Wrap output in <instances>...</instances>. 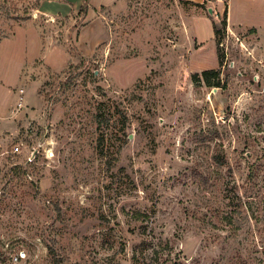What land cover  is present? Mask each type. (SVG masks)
Returning <instances> with one entry per match:
<instances>
[{
	"label": "rangeland",
	"instance_id": "obj_1",
	"mask_svg": "<svg viewBox=\"0 0 264 264\" xmlns=\"http://www.w3.org/2000/svg\"><path fill=\"white\" fill-rule=\"evenodd\" d=\"M99 2L0 4V264H264V0Z\"/></svg>",
	"mask_w": 264,
	"mask_h": 264
},
{
	"label": "crops",
	"instance_id": "obj_2",
	"mask_svg": "<svg viewBox=\"0 0 264 264\" xmlns=\"http://www.w3.org/2000/svg\"><path fill=\"white\" fill-rule=\"evenodd\" d=\"M103 4L105 0H99ZM36 12L49 18H66L78 13L86 2L94 0H35Z\"/></svg>",
	"mask_w": 264,
	"mask_h": 264
},
{
	"label": "trees",
	"instance_id": "obj_3",
	"mask_svg": "<svg viewBox=\"0 0 264 264\" xmlns=\"http://www.w3.org/2000/svg\"><path fill=\"white\" fill-rule=\"evenodd\" d=\"M86 5H87V2H86V4L84 6H86ZM84 6L81 8V10L84 9ZM222 33H223L222 29H219L216 26H214V34H215V37L217 39L218 48L220 47V44H221ZM218 54H219V57H220V65L222 66L225 57H224L223 54H220L219 50H218ZM202 76H203L204 80L208 83L209 86L214 85V86H217L219 88H223V80L221 79L222 76H221V72L220 71L207 70V71H204L202 73ZM224 87H225V85H224ZM17 167L20 168L21 166H17ZM51 251L53 252L54 249L52 248Z\"/></svg>",
	"mask_w": 264,
	"mask_h": 264
},
{
	"label": "built area",
	"instance_id": "obj_4",
	"mask_svg": "<svg viewBox=\"0 0 264 264\" xmlns=\"http://www.w3.org/2000/svg\"><path fill=\"white\" fill-rule=\"evenodd\" d=\"M3 1H4V0H0V4H1ZM23 93H24V92H23V90H22V91H21V94H23ZM23 100H24V99L21 97V98H20V102H19V104H18L19 107L23 106ZM20 155H21V154H20V149H19V147H16V148L12 151V160H17L18 163H20V160H19V158H18V156L20 157ZM26 161H28V162H32V161H33V158H32V157H28ZM25 257H26V254H25L24 252H21V253L15 255V256H13L11 262H12L13 264H19V263H21V262L23 261V259H25Z\"/></svg>",
	"mask_w": 264,
	"mask_h": 264
},
{
	"label": "water",
	"instance_id": "obj_5",
	"mask_svg": "<svg viewBox=\"0 0 264 264\" xmlns=\"http://www.w3.org/2000/svg\"><path fill=\"white\" fill-rule=\"evenodd\" d=\"M210 13H212V10H210Z\"/></svg>",
	"mask_w": 264,
	"mask_h": 264
}]
</instances>
